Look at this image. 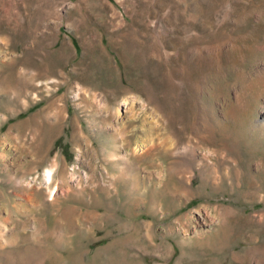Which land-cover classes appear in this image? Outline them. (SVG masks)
Returning a JSON list of instances; mask_svg holds the SVG:
<instances>
[{"label":"rangeland","instance_id":"rangeland-1","mask_svg":"<svg viewBox=\"0 0 264 264\" xmlns=\"http://www.w3.org/2000/svg\"><path fill=\"white\" fill-rule=\"evenodd\" d=\"M259 75L264 0H0V264H264Z\"/></svg>","mask_w":264,"mask_h":264},{"label":"bare ground","instance_id":"bare-ground-1","mask_svg":"<svg viewBox=\"0 0 264 264\" xmlns=\"http://www.w3.org/2000/svg\"><path fill=\"white\" fill-rule=\"evenodd\" d=\"M254 80L256 81H251V85L248 83V85H250L252 88H255L254 90H256V93L258 94V91L261 89L264 92V86H263V81H264V75H259V76H254ZM248 88V87H247ZM260 90V91H261ZM254 96V95H253ZM255 97L254 100L251 102L252 104H254L255 101ZM130 100V98L128 99ZM132 101V100H131ZM255 101V102H254ZM124 105L127 106V104L129 103V101H127V99H124L123 101ZM130 104V103H129ZM132 104H134L132 102ZM251 104V105H252ZM249 105V106H251ZM247 108V107H246ZM119 111V110H117ZM258 113H261L262 115H264V105L259 106V103H255L254 105H252L249 109H247L244 117L241 119V125L239 127V131L242 133V135H244V138L246 139V144L249 146V148L246 150L248 154H250L251 158L255 157L257 164L261 165L264 164V123L261 121H257V119L255 120L253 117L256 116ZM237 133V132H236ZM240 134V133H239ZM235 138V137H234ZM243 138L240 135V139ZM239 138H236L235 140H239V143H241V145L244 143L245 141L242 139V141H240ZM170 144V143H169ZM253 146H252V145ZM172 143L169 145L171 146ZM234 148V147H233ZM236 150V149H235ZM146 149H143V145H138L135 144L134 147L132 148V152L134 153H138L139 156L143 153L146 152ZM238 151V150H237ZM249 151V152H248ZM149 152V151H148ZM238 153V152H237ZM243 154V153H242ZM260 156V157H258ZM254 159V158H252ZM126 168V167H125ZM259 168V167H258ZM124 167L120 168V172H121V177H125L126 173H128V169H124ZM186 170V169H185ZM184 170V171H185ZM160 171V170H159ZM193 173V170H191ZM190 171V172H191ZM183 172V171H180ZM50 173V169L47 168L44 170V180H43V185L46 187V189H48L49 192V196H52L53 198L55 197L56 192L58 191V186L54 185L52 187H50L51 183H52V179L49 176ZM180 174V173H179ZM164 176H161V178ZM181 178V177H180ZM150 179V178H149ZM148 179V180H149ZM163 179V178H162ZM158 180V179H157ZM192 180V176L190 175V178L188 179V182L190 183ZM159 181V180H158ZM42 182V181H41ZM160 182V181H159ZM150 183V182H149ZM42 184V183H41ZM30 185V181L29 184ZM160 185V184H159ZM166 186V185H165ZM181 186V185H180ZM165 190V189H162ZM185 195L188 194L190 195L191 193L185 189L184 190ZM148 225V224H147ZM1 225H0V230H1Z\"/></svg>","mask_w":264,"mask_h":264}]
</instances>
